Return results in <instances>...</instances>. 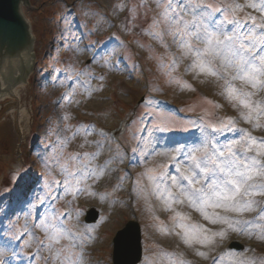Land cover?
<instances>
[{"label": "rangeland", "instance_id": "rangeland-1", "mask_svg": "<svg viewBox=\"0 0 264 264\" xmlns=\"http://www.w3.org/2000/svg\"><path fill=\"white\" fill-rule=\"evenodd\" d=\"M200 2L219 6L229 0ZM157 11L155 0H29L24 7L35 36V66L20 97L0 101V264H45L42 256L49 253L37 246L46 235L39 224L53 211L68 213L63 222L74 232L90 233L85 264H113V238L131 219L142 226V264H191L195 253L171 232L173 212L165 211L164 202L156 198L150 176L165 172L162 166L172 163L169 157L179 155L176 148L199 146L197 141L204 139L201 119L215 123V117L235 118L237 113L219 95L217 82L194 78L185 70L187 61L178 59L170 67L175 49L169 51L146 31V21ZM112 36L118 40L110 42ZM170 106L186 115L168 111ZM160 126L185 132L195 127L199 134L177 146ZM85 127L94 130L89 141L105 144L93 166L107 163L108 169L103 177L97 174L95 180L77 185L84 190L73 195L75 188L65 191L62 183L53 184L63 176L54 158L63 162L76 153L96 152L94 143H85ZM237 127L251 130L243 121ZM253 134L262 136L264 130ZM93 207L100 219L88 225L86 212ZM174 207L190 216L191 223L203 220L187 205ZM215 226L227 230L224 238L214 237L208 247L194 245L207 259L239 232ZM250 231L252 235L239 233L256 240L251 243L259 250L228 251L220 264L264 261V241L257 238L261 229L253 226Z\"/></svg>", "mask_w": 264, "mask_h": 264}, {"label": "snow or ice", "instance_id": "snow-or-ice-1", "mask_svg": "<svg viewBox=\"0 0 264 264\" xmlns=\"http://www.w3.org/2000/svg\"><path fill=\"white\" fill-rule=\"evenodd\" d=\"M155 5L159 11L146 21V31L169 51L175 49L170 67H176L178 59L187 61L185 70L194 78L217 82L219 95L237 113L235 118L215 117V123L201 119L198 127L204 139L197 141L199 146L176 148L179 155H171L172 163L162 166L174 168L176 174L160 172L150 176L156 198L164 202L165 211L173 212L171 232L196 256L205 259L206 253L194 245L208 247L214 243V237L226 236V229L213 232L204 224L191 223L190 216L174 207L187 205L211 225L224 224L227 229L249 235L253 226L259 227L257 238L264 241V135L253 134L264 130V0H229L219 6L200 0H155ZM144 7L151 11L147 3ZM84 75L94 78L91 73ZM238 121L251 130L237 127ZM93 131L85 127L84 137L85 143L95 144L96 152L76 153L63 162L54 158L63 176L53 184L62 183L65 191L75 188L73 195L84 190L77 185L95 180L97 174L103 177L108 169L107 163L95 167L92 164L105 147L101 140L87 139ZM227 133H233V138L222 142L220 137ZM78 134L79 130L73 136ZM99 135L105 141L108 139L103 132ZM253 212L251 219L243 218ZM68 215L53 211L51 217L39 224L46 235L44 240L37 241V246L47 248L49 253L42 256L45 264H85L90 233L66 227L63 221ZM78 217L76 212L77 223ZM221 259L212 257L213 264H220ZM238 264L257 262L241 259Z\"/></svg>", "mask_w": 264, "mask_h": 264}, {"label": "water", "instance_id": "water-1", "mask_svg": "<svg viewBox=\"0 0 264 264\" xmlns=\"http://www.w3.org/2000/svg\"><path fill=\"white\" fill-rule=\"evenodd\" d=\"M28 2L0 0V97L16 85H22L34 67V37L30 22L22 11V5ZM98 216L99 213L92 209L88 212L87 221H95ZM114 243V264L140 262L143 248L139 222L129 221L117 233Z\"/></svg>", "mask_w": 264, "mask_h": 264}, {"label": "bare ground", "instance_id": "bare-ground-1", "mask_svg": "<svg viewBox=\"0 0 264 264\" xmlns=\"http://www.w3.org/2000/svg\"><path fill=\"white\" fill-rule=\"evenodd\" d=\"M26 85H27V83H25V84L23 83L22 85H20V86H18L17 88L13 89V90L10 91L8 94H6L7 96H5L4 98L0 99V101H1V100H5V98L10 97V96H13V97L19 98V97H20V93H21V89L24 88ZM0 109H1V107H0ZM25 113H27V109H26V108H23V109L21 110V118H22L21 121H25V120H27V118H25V116H26L27 114H25Z\"/></svg>", "mask_w": 264, "mask_h": 264}]
</instances>
